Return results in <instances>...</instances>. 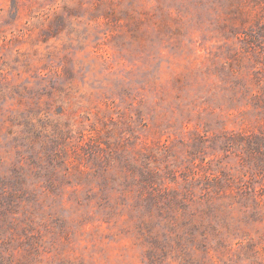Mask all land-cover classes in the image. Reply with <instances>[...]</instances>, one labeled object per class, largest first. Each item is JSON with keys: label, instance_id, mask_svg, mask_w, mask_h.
<instances>
[{"label": "rangeland", "instance_id": "1", "mask_svg": "<svg viewBox=\"0 0 264 264\" xmlns=\"http://www.w3.org/2000/svg\"><path fill=\"white\" fill-rule=\"evenodd\" d=\"M0 264H264V0H0Z\"/></svg>", "mask_w": 264, "mask_h": 264}]
</instances>
